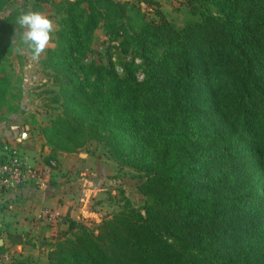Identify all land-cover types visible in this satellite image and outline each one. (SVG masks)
I'll return each instance as SVG.
<instances>
[{
  "label": "trees",
  "instance_id": "trees-1",
  "mask_svg": "<svg viewBox=\"0 0 264 264\" xmlns=\"http://www.w3.org/2000/svg\"><path fill=\"white\" fill-rule=\"evenodd\" d=\"M10 1L0 0V12ZM187 5L183 27L156 12L158 20L141 23L133 36L121 24L125 7L113 0L65 7L57 46L44 61L63 106L42 129L44 164L57 165L79 141L104 140L122 165L144 174L145 205L143 213L126 209L103 220L96 234L61 215L54 264H264V0ZM99 24L114 40L123 31L124 53L129 43L136 47L142 81L132 62L123 76L84 63ZM11 90L0 69V123L14 111ZM6 240L23 244L18 233Z\"/></svg>",
  "mask_w": 264,
  "mask_h": 264
},
{
  "label": "rangeland",
  "instance_id": "rangeland-1",
  "mask_svg": "<svg viewBox=\"0 0 264 264\" xmlns=\"http://www.w3.org/2000/svg\"><path fill=\"white\" fill-rule=\"evenodd\" d=\"M69 2L74 3L76 0H50L38 5H35L34 0H11L0 12V27L9 15L22 11H38L53 23L54 31L50 41L39 58L35 60L32 58L31 50L22 43L23 29L15 24L16 18L8 27L3 30L0 28V69L8 77L10 87H12L11 95L14 97L8 100L14 111L5 114V121L0 123L1 127L4 126V130L0 133V141L3 140L1 142L8 149L16 147L13 144H34L32 146L35 157L32 161L33 164L40 162L36 168L38 170H42L45 166L43 160L46 157L39 152L40 144H45L42 129L50 126L57 117L63 114L62 100L54 101L55 94L58 93V87L53 85L54 72L44 66V61L48 51L57 46V32L60 30V22L65 16V7ZM113 2L125 7V18L122 19L121 24L126 34L130 36L138 32L141 23L157 21L156 12H161L165 19L176 28L183 27L190 19L187 0H113ZM35 6L40 9L35 10ZM80 8H85V5H81ZM120 33L124 36L123 31ZM123 36L114 40L99 24V28L91 34L89 51L84 63H94L104 68L112 67L119 76H123V64L132 62L137 81H142L144 69L138 58V51L132 43H129L124 53L121 47ZM107 134L106 132L102 135L106 137ZM7 135H11L10 140H7ZM79 142L74 147L70 146L74 152L67 153L66 158L78 159L80 155H86L89 161V172L85 175L82 172L72 173L66 169L60 172L57 168L52 169L44 176L45 190L35 183H30L28 188L34 193H32V198L28 197L30 202L25 206L16 202L14 199H17V195L13 194L25 185L2 196V202L6 201L11 193L14 197L10 199V207L0 215V237L3 238L1 240L5 249L0 258L1 264L17 261L25 264H54L51 252L54 250L56 238L52 237V234L54 235L59 230L58 222L62 219L61 214L50 207H39L35 215L31 213L34 209L30 204L37 201L43 202L48 199L49 195H55L54 192L46 194V191L52 188L59 189L56 188L59 177L66 179L61 183L64 189L70 190L71 185L74 184L77 193L82 192V196L77 197L80 199L79 203L77 205L74 203L70 207L73 211L72 218L77 222H82L95 234L96 228L103 220L110 219L126 209H135L143 213L145 198L139 193L138 188L145 182L144 174L122 165L119 156L112 149H115L114 145L105 144L104 140L87 139ZM20 148L16 149L22 156H25ZM134 152L138 156L139 147H135ZM123 159L126 157L124 156ZM142 159L145 162L148 161L145 157ZM96 168L97 170L94 171ZM97 171L101 174L99 179L103 178V181L88 183V177ZM81 183L84 185L81 186ZM84 186H89L87 187L88 193L84 191ZM71 190L68 195L73 197L77 193H71ZM64 193L67 195V192ZM71 201L73 199L69 202ZM27 211L30 213L24 215ZM49 216L55 220L48 221ZM51 226H53L52 230ZM61 228L64 227L61 226ZM9 232L21 233L23 244L10 246L6 240V234Z\"/></svg>",
  "mask_w": 264,
  "mask_h": 264
},
{
  "label": "crops",
  "instance_id": "crops-1",
  "mask_svg": "<svg viewBox=\"0 0 264 264\" xmlns=\"http://www.w3.org/2000/svg\"><path fill=\"white\" fill-rule=\"evenodd\" d=\"M3 128H4V126H2V127L0 126V133H1L2 130H4ZM7 136H8V137H6L7 140H10L9 136H11V135H7ZM1 141H3V140H1ZM13 145L16 146L17 149L22 147V148H20V150L23 152V155L25 154L24 157L27 158L29 166L34 167V168L38 167V164H40V162L33 164V161H32V159L35 157V155H34L35 152L33 151L34 147L32 146L34 144H13ZM18 145H20V147H17ZM29 145H31V147H27ZM43 145L44 144H40L39 152L41 153V155H43V156L46 155V157H47L48 151ZM86 157H87L86 155L85 156L80 155L79 156L80 159L79 158L78 159L77 158H70V159L68 158L67 159L65 153L60 154V155H58L57 165H56L55 168H57V170L59 172L61 170L64 171V169H66L67 171H71L72 173H80V172H82V174L85 175L86 172H89L88 171L89 170V161H88V158L86 159ZM96 170H97V168L94 169V171H96ZM58 171H56V172H58ZM89 175H90V173H89ZM100 176H101V174L98 173V171H97L94 174H91V177L90 176L88 177V179H87L88 181L87 182L88 183L89 182H93L94 183V182L99 181V180L103 181V178L99 179V178H101ZM64 180H66V179H62V177H59L57 179V184L58 185L56 187V188H59V189L55 190V189L52 188V190H49V191L47 190L46 191V194H48L50 192H54V193H56L55 195H49L48 199L43 200V202L37 201V202H33V204H30V205H32V208L34 209V210H32L31 213H34L36 215L37 214V210H38L39 207H50L52 209L58 210L61 215H67L71 219H73L72 218L73 211H72V209H70V207L72 205H74V203H76V205H77V203H79L78 201H80V199L79 198L77 199V197L82 196V192L81 193H77L78 191L76 190V188L74 187L75 185L73 184V185H71L72 186V188H71L72 190L70 189L71 193H77V194L75 196H73V197L71 195L69 196L68 193H70V190L64 189V187H62V185H61L62 181H64ZM30 185L31 184H29V185L27 184L24 187H22L20 190H18V191L13 193V194L17 195V199H14V200L16 202H18L21 206L22 205L25 206V204H28L30 202V201H28V197H30V198L33 197L32 193H34V191H32V189L28 188ZM77 185H79V184H77ZM83 185H84V183H81V186H83ZM84 187H85L84 191H86L88 193L87 187H89V186H87V187L84 186ZM41 188L44 189L45 187L43 186ZM81 190H83V189H81ZM64 192H67L66 193L67 195H65ZM13 194L11 193L9 196H7V199H6V201L4 200V202L1 201L3 199V197H1L0 207L2 208V210L4 208L5 209L0 212V215L5 213L6 210L10 207V204H11L10 199L11 198L13 199V197H14V196H12ZM52 196H53V199H51ZM8 199H9V202H7ZM71 199H73V201L69 202ZM60 200H61V202H60ZM28 207H30V206L28 205ZM21 209H23V207ZM28 213H30V211L29 212L27 211L26 213L24 212V215H28ZM18 234H21V233H18ZM2 240H3V238H2ZM2 240H0L2 242L1 246H3V241Z\"/></svg>",
  "mask_w": 264,
  "mask_h": 264
},
{
  "label": "built area",
  "instance_id": "built-area-1",
  "mask_svg": "<svg viewBox=\"0 0 264 264\" xmlns=\"http://www.w3.org/2000/svg\"><path fill=\"white\" fill-rule=\"evenodd\" d=\"M55 166L54 163H50L45 165L42 170H38L28 165L27 158L22 156L16 147L9 149L4 147L3 152L0 151V198L8 192L30 183L43 187L44 176ZM49 217L48 221L55 220L51 216Z\"/></svg>",
  "mask_w": 264,
  "mask_h": 264
},
{
  "label": "clouds",
  "instance_id": "clouds-1",
  "mask_svg": "<svg viewBox=\"0 0 264 264\" xmlns=\"http://www.w3.org/2000/svg\"><path fill=\"white\" fill-rule=\"evenodd\" d=\"M15 24L23 29L22 43L31 50L32 58L38 59L54 31L52 21L38 11H22Z\"/></svg>",
  "mask_w": 264,
  "mask_h": 264
},
{
  "label": "water",
  "instance_id": "water-1",
  "mask_svg": "<svg viewBox=\"0 0 264 264\" xmlns=\"http://www.w3.org/2000/svg\"><path fill=\"white\" fill-rule=\"evenodd\" d=\"M2 245V242L0 241V246Z\"/></svg>",
  "mask_w": 264,
  "mask_h": 264
}]
</instances>
